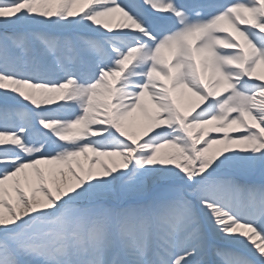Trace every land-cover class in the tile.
Returning a JSON list of instances; mask_svg holds the SVG:
<instances>
[{"label": "snow or ice", "instance_id": "obj_1", "mask_svg": "<svg viewBox=\"0 0 264 264\" xmlns=\"http://www.w3.org/2000/svg\"><path fill=\"white\" fill-rule=\"evenodd\" d=\"M0 264H264V0H0Z\"/></svg>", "mask_w": 264, "mask_h": 264}, {"label": "bare ground", "instance_id": "obj_2", "mask_svg": "<svg viewBox=\"0 0 264 264\" xmlns=\"http://www.w3.org/2000/svg\"><path fill=\"white\" fill-rule=\"evenodd\" d=\"M192 99H194V98H192ZM185 103H187V97H186V99H185ZM215 147V146H214Z\"/></svg>", "mask_w": 264, "mask_h": 264}]
</instances>
